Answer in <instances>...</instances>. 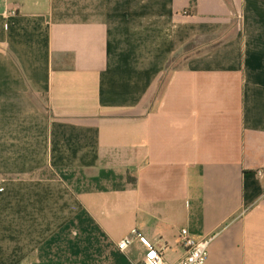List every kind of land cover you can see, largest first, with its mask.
Segmentation results:
<instances>
[{"label": "crops", "instance_id": "0c3cea01", "mask_svg": "<svg viewBox=\"0 0 264 264\" xmlns=\"http://www.w3.org/2000/svg\"><path fill=\"white\" fill-rule=\"evenodd\" d=\"M0 186V264H264V0H0Z\"/></svg>", "mask_w": 264, "mask_h": 264}, {"label": "built area", "instance_id": "2783aa9c", "mask_svg": "<svg viewBox=\"0 0 264 264\" xmlns=\"http://www.w3.org/2000/svg\"><path fill=\"white\" fill-rule=\"evenodd\" d=\"M0 186V191H3ZM143 236L139 232H134L132 236L126 237L118 244V248L125 252L133 243L134 238L141 239ZM180 242L186 250L185 257L177 264H207L209 256L210 239L196 240L187 229L180 232ZM145 264H171L163 256L162 252L158 250H151L145 259Z\"/></svg>", "mask_w": 264, "mask_h": 264}, {"label": "rangeland", "instance_id": "374dc122", "mask_svg": "<svg viewBox=\"0 0 264 264\" xmlns=\"http://www.w3.org/2000/svg\"><path fill=\"white\" fill-rule=\"evenodd\" d=\"M180 57L174 59L172 63L170 64V68L178 67L183 61L179 59ZM164 86V81H162L160 89L162 90Z\"/></svg>", "mask_w": 264, "mask_h": 264}, {"label": "trees", "instance_id": "16d2710c", "mask_svg": "<svg viewBox=\"0 0 264 264\" xmlns=\"http://www.w3.org/2000/svg\"><path fill=\"white\" fill-rule=\"evenodd\" d=\"M197 0H191V6L194 7L196 6Z\"/></svg>", "mask_w": 264, "mask_h": 264}]
</instances>
